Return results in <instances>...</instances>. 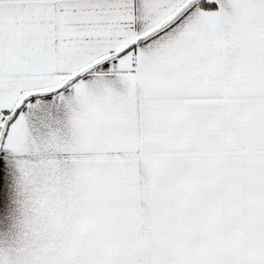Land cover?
I'll return each instance as SVG.
<instances>
[{
    "label": "snow or ice",
    "instance_id": "1",
    "mask_svg": "<svg viewBox=\"0 0 264 264\" xmlns=\"http://www.w3.org/2000/svg\"><path fill=\"white\" fill-rule=\"evenodd\" d=\"M0 264H264V0H0Z\"/></svg>",
    "mask_w": 264,
    "mask_h": 264
}]
</instances>
